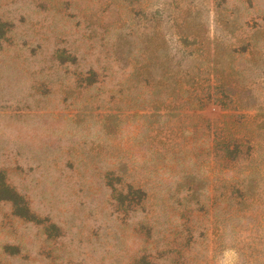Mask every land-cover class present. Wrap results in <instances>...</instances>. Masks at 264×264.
Here are the masks:
<instances>
[{
  "label": "rangeland",
  "instance_id": "1",
  "mask_svg": "<svg viewBox=\"0 0 264 264\" xmlns=\"http://www.w3.org/2000/svg\"><path fill=\"white\" fill-rule=\"evenodd\" d=\"M0 173V264H264V0H0Z\"/></svg>",
  "mask_w": 264,
  "mask_h": 264
},
{
  "label": "trees",
  "instance_id": "2",
  "mask_svg": "<svg viewBox=\"0 0 264 264\" xmlns=\"http://www.w3.org/2000/svg\"><path fill=\"white\" fill-rule=\"evenodd\" d=\"M187 78H184V83H188V81L186 80ZM208 95L207 99L210 100V93H206ZM204 95V94H203ZM206 96H203V98H205ZM203 100H199V103L202 104ZM202 106V105H200ZM2 200H6V201H11L14 205V209H15V214L20 216V217H24L27 219H31V214H30V210L29 207L24 199L23 196H21L18 192H16L13 188H11L10 186H8L2 176V174L0 173V201Z\"/></svg>",
  "mask_w": 264,
  "mask_h": 264
}]
</instances>
